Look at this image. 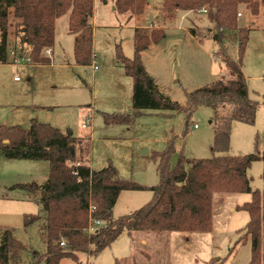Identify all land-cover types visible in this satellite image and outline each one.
<instances>
[{
	"label": "trees",
	"instance_id": "obj_1",
	"mask_svg": "<svg viewBox=\"0 0 264 264\" xmlns=\"http://www.w3.org/2000/svg\"><path fill=\"white\" fill-rule=\"evenodd\" d=\"M146 0H115L118 14L129 18L141 17ZM244 7L257 16L264 8V0H163L161 17L171 21L180 12L206 11V19L213 25L206 30L218 46L214 54L228 70L230 79L223 76L210 85L186 93L185 105L164 95L155 80L146 72L141 54L152 44L165 38L162 28H136L133 37V57L126 58L119 46L115 60L132 80L133 115L102 114L106 125H129L133 116L144 110L185 113V134L189 117L199 107L210 108L215 121L214 143L210 159H191L180 154L171 164L175 153L174 137L161 152L153 154L158 184L143 187L123 180L112 164L99 171L89 166V137L75 138L58 129L34 122L28 129L19 126H0V154L7 160L45 161L49 165L45 183L17 184L13 188L24 191L42 208V215H24L23 228L37 226L45 250L34 253L30 264H60L70 259L84 264L79 255L95 258L123 233L164 232L207 233L212 224V196L214 193L248 194L250 200L236 207L247 212L249 220L244 237H249V264H264V152L238 156H215L229 148L233 122L253 125L258 103L248 98L246 79L242 72L250 30L237 28L238 10ZM93 0H0V64L7 62L10 46L8 21L14 25V49L26 55L35 65L47 64L43 50L54 44L55 21L69 13L68 31L73 35V56L77 66H90L92 59ZM237 33V58L232 59L224 48V32ZM192 37L202 42L205 36L190 27ZM209 37V36H208ZM209 39V38H208ZM256 161L263 163V189L253 191L247 171ZM123 191H149L150 200L130 214L113 217L118 196ZM43 193V196H42ZM91 214L103 221V226L92 235L85 233ZM27 247L17 240L13 230L0 229V264H17ZM223 264L213 259L208 264Z\"/></svg>",
	"mask_w": 264,
	"mask_h": 264
},
{
	"label": "rangeland",
	"instance_id": "obj_2",
	"mask_svg": "<svg viewBox=\"0 0 264 264\" xmlns=\"http://www.w3.org/2000/svg\"><path fill=\"white\" fill-rule=\"evenodd\" d=\"M103 1L107 4L104 5ZM146 1L147 7L141 17L145 21L154 18V24L148 30L162 28L169 47L176 46L174 56L168 57V60L161 59L156 63L151 50L145 54L142 62L164 95L185 105L186 93L210 85L221 76L224 80L230 79L225 64L214 56L218 46L206 32L213 27L206 19V13L196 12L184 16L180 11L173 20L161 21V0ZM93 5L94 14L90 20L93 27L92 55L95 56L97 69L94 70L92 64L88 67L75 64L73 35L68 31L69 13L59 17L55 21L53 57H49L45 50L41 53L48 60L46 65L32 66L31 62L0 66V124L19 125L28 129L36 122L50 125L62 133L71 132L75 138L89 137V166L93 171H99L110 163L121 179L143 187L158 184L152 156L164 150L172 137L175 149L172 165L181 153L191 159H210L213 156L211 148L216 127L210 108L202 106L192 112L186 134L187 116L182 112L144 110L138 116H133L129 125L104 123L102 114H135L132 110V80L115 60L116 46L121 48L126 58L133 57L132 31L129 27L134 26V21L132 19L124 24L126 17L110 10L111 0H93ZM238 14L241 15H237V28L251 29L242 59V72L246 79L248 98L259 105L253 125L240 122L231 124L228 152L216 153L215 156L264 152V8L260 9L257 16L251 15L244 7L238 10ZM179 24L197 28L207 38L201 42V50L187 41L179 44L174 41L177 35H184L177 29ZM188 35L187 31L186 39H189ZM224 37L226 54L236 59L237 33L225 31ZM13 40L14 25L9 19L8 41L10 43ZM16 77L20 82L14 84ZM87 121L90 125L82 128ZM193 125L197 126L196 129H193ZM144 151L147 154H142ZM48 170L49 165L45 161L13 162L0 158V223L5 222L3 215L7 213L24 211V215H42L41 205L37 201H29L23 192L6 191L2 186L10 180L13 184L33 180L42 183ZM262 173L261 161L253 162L248 169L247 176L253 191L263 189ZM150 197V192H124L114 216L139 209ZM249 200L248 194L214 193L211 230L207 233H168L184 235L191 242L190 246H185L181 239L173 238L169 249H202L204 252L207 250L209 257L222 259L223 264H249L250 239L243 236L249 217L247 212L236 208ZM13 232L15 238L27 247L18 264H30L34 253L44 252L37 226L28 229L19 227ZM125 249H130L129 241L122 233L120 238L102 251L99 264H126ZM196 254L198 256L200 253ZM79 258L86 264L91 257L80 254ZM181 260L185 264L177 253L174 262L179 263ZM60 264L74 262L62 259Z\"/></svg>",
	"mask_w": 264,
	"mask_h": 264
},
{
	"label": "crops",
	"instance_id": "obj_3",
	"mask_svg": "<svg viewBox=\"0 0 264 264\" xmlns=\"http://www.w3.org/2000/svg\"><path fill=\"white\" fill-rule=\"evenodd\" d=\"M114 1L115 0H111L110 10L116 12L115 6H114ZM162 3H163V0H161V6H162ZM103 4L106 5L107 2L103 1ZM146 7H147V5H146ZM146 7H145V9H146ZM145 9H144V11H145ZM144 11H143V14H144ZM181 12L184 14V16L191 13V12H184V11H181ZM199 13H201V12H199ZM93 14H94V10H93ZM119 15H124L126 17V22L124 24H128V22L132 19L134 21V26L129 27V29L132 31V42H133V37H134V30L136 28L149 29L154 24V18H152V17H151V19H147V21H145V19L142 17H137L138 19L136 17L129 18L128 13L119 14ZM160 19L162 21L161 15H160ZM156 21H157V19H156ZM188 28L189 27H183L182 25L179 24L177 29H178V31H182L184 33V35H177L174 38L175 39L174 41L177 42L178 44L187 41L189 45L192 44L194 46H197L201 50V44L202 43L197 38L192 37L191 35H188L189 39H186V34L188 31ZM14 41L15 40L11 41L10 43H14ZM73 41H74V37H73ZM203 41H205V39ZM208 41H211V40H208ZM166 42H167V35H165V38L162 41H160L158 44L150 45L148 47V49L143 51L141 54L142 62H143L145 54H147L151 50H152L151 56L153 57V59L155 60L156 63H158L161 59L162 60H168L170 57H173L174 53L176 51L175 50L176 46H174L173 48H170L169 44H167ZM263 43H264V36H263ZM92 45H93V41H92ZM53 53H54V46L51 47V58L53 57ZM7 64L10 65V63H5V64H0V66L1 65H7ZM40 65H42V64H40ZM44 65H46V64H44ZM32 66H38V65H35L32 63ZM91 66L93 67V64ZM83 67H88V66H83ZM144 67H145L146 72L150 75V73L147 70L146 65H144ZM150 76L155 80L153 75H150ZM30 80L31 79H28V81H30ZM13 82H14V84H17L20 81H13ZM156 84H157V82H156ZM1 125L7 126V127L19 126V125L0 124V126ZM0 158H4V157L0 154ZM5 160H7V159H5ZM9 161H13V162H42V161H27V160H9ZM46 179H47V176H46ZM46 179H45V181H46ZM45 181L42 183H38L37 181L33 180V181H30L29 183L34 182L38 186H41L45 183ZM13 183L14 182H12L10 180L9 182L3 184L2 187L6 191H12V190H19V189L13 188L17 184H28V183H20V182L15 183V184H13ZM19 191L23 192L24 196L27 197V200H29V201L32 200L24 191H22V190H19ZM124 192H149V191H123V192H121L118 196L117 202H116L115 207L113 209V217L114 218H118V217L114 216V210H115V208H117L116 206H118V204L120 202L119 201L120 196ZM150 194H151V192H150ZM129 207H127V209H129ZM132 212H129L127 214H130ZM24 213L25 212L22 211V212H18L17 214L7 213V214L3 215L5 222L0 223V229L6 228V229L14 230V229H17L19 227L23 228ZM127 214H123V215H127ZM123 215H121V216H123ZM14 221H15V223H12ZM23 229H25V228H23ZM26 229H28V228H26ZM123 233H125L126 240L129 241V248H130V249H125L126 256L124 259L126 261L125 262L126 264H183L182 260L179 263L174 262L175 255L177 253H179L181 255V258L183 259L185 264H186V262L190 263V264H208L213 259H220L218 257H209L207 250H205V252H204V250H202V249H169V245L173 241V238L174 239L175 238L181 239L183 241V243L185 244V246H190L191 242L186 236L168 234V233H180V232H164L161 234L152 233V232H133L130 236L127 235L126 232H123ZM13 234H14V232H13ZM38 234H39V232H38ZM121 236H122V234L119 236V238ZM174 251H176L175 252L176 254H174ZM196 251L200 253L198 256L196 254L197 253ZM101 254H102V252L95 258H92V257L88 258V261L86 262V264H99ZM127 261H128V263H127ZM19 262H21V257H20L19 261L17 262V264Z\"/></svg>",
	"mask_w": 264,
	"mask_h": 264
},
{
	"label": "built area",
	"instance_id": "obj_4",
	"mask_svg": "<svg viewBox=\"0 0 264 264\" xmlns=\"http://www.w3.org/2000/svg\"><path fill=\"white\" fill-rule=\"evenodd\" d=\"M201 13H206L205 10H201ZM238 17H240L241 14H237ZM12 46V47H11ZM14 43H10L9 49H8V53H7V62L6 63H10L11 65H21V64H30L31 60L28 56L23 55V54H19L16 52V50L14 49ZM45 53L51 57V48H47L45 49ZM94 57L92 55V59H93V69L96 70L97 69V65L96 62L94 61ZM14 81H19V78H14ZM88 125H90L88 123V121L86 122V124L82 125V128H87ZM196 125H193V129H196ZM95 211V206L91 205L89 207V221L87 224V227L85 228V233L88 235H92L95 232H97V230L99 228H101L103 226V221L99 220V219H94L91 217V214Z\"/></svg>",
	"mask_w": 264,
	"mask_h": 264
},
{
	"label": "water",
	"instance_id": "obj_5",
	"mask_svg": "<svg viewBox=\"0 0 264 264\" xmlns=\"http://www.w3.org/2000/svg\"><path fill=\"white\" fill-rule=\"evenodd\" d=\"M67 135H71V132H67ZM142 154H147V151L142 152ZM43 196V193H42Z\"/></svg>",
	"mask_w": 264,
	"mask_h": 264
}]
</instances>
